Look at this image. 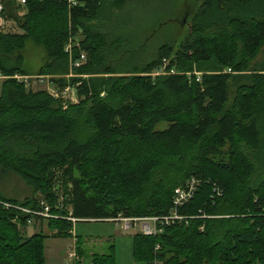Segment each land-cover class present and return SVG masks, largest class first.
Segmentation results:
<instances>
[{"label":"trees","instance_id":"1","mask_svg":"<svg viewBox=\"0 0 264 264\" xmlns=\"http://www.w3.org/2000/svg\"><path fill=\"white\" fill-rule=\"evenodd\" d=\"M130 3L4 0L20 33L0 32L9 77L0 96V264H47L46 240L72 236L68 217L120 214L169 217L157 236H134L136 262L264 264V0H203L178 46L164 43L124 68L135 54L111 52L108 30ZM29 43L43 53L36 75L75 86L77 102L12 78L31 75ZM82 53L86 61L72 65ZM172 55L178 74L154 77ZM71 72L79 77L70 83L55 79ZM193 180L194 197L172 219L175 191ZM41 201L58 218L36 217L41 229L28 236L32 216L22 209L41 210ZM93 264H115L114 255Z\"/></svg>","mask_w":264,"mask_h":264},{"label":"rangeland","instance_id":"2","mask_svg":"<svg viewBox=\"0 0 264 264\" xmlns=\"http://www.w3.org/2000/svg\"><path fill=\"white\" fill-rule=\"evenodd\" d=\"M203 0H131V3L127 8L118 14L117 19L113 22V28H109L108 34L110 35L111 52L121 54L125 51H130L134 55V60H126L130 58H125L121 65L124 68L130 65H138L137 63L143 62L148 58H151L161 45L164 43H176L178 46L181 41L187 36L190 26V21L194 12L201 6ZM161 28L155 35L153 32ZM9 31L13 33H20V30L16 24L13 22L8 25ZM153 35V36H152ZM143 46V47H142ZM177 48V47H176ZM25 52V64L24 67L29 71L28 75L30 78V85L33 90L45 89L47 91L55 90L63 97L64 100H68L70 103H75L79 99L76 93L75 86L68 84L65 88H57L56 85L51 83L52 77H40L37 74L40 65L42 64L43 53L40 49L35 48L32 44H28ZM84 54V53H82ZM86 56V54H84ZM175 55L171 58H167L169 61L173 59ZM87 59V56H86ZM85 59V60H86ZM132 59V58H131ZM263 59L259 57V61ZM157 72V71H155ZM79 77L71 72L70 75L65 77L55 76V79L64 78V80L70 83L71 79ZM43 80V81H42ZM1 86V82H0ZM165 124H160V128H164ZM61 176L63 173L61 172ZM60 173L58 174V177ZM58 182V181H57ZM61 182V181H60ZM7 185L11 189H17L22 192V184L15 178L11 177L7 180ZM67 184L65 180L62 179L61 182V193L66 190ZM25 196V193H21V196ZM39 223L29 226L26 229L27 235H32L40 231ZM37 226V228L35 227ZM47 227L46 225H44ZM98 224L94 222H78L74 225V232L76 235L83 237L87 241L86 234L82 232L88 230L89 228H97ZM48 228V227H47ZM46 228V229H47ZM48 230H44V233H48ZM135 231H139L138 228ZM52 233V232H51ZM49 237L45 242V252L49 257V245L53 240ZM57 243H63L58 241ZM88 251L87 245H84ZM145 264V263H142Z\"/></svg>","mask_w":264,"mask_h":264},{"label":"built area","instance_id":"3","mask_svg":"<svg viewBox=\"0 0 264 264\" xmlns=\"http://www.w3.org/2000/svg\"><path fill=\"white\" fill-rule=\"evenodd\" d=\"M17 2L20 5H25L26 0H17ZM3 12H4V0H0V32H9V30H7L8 25L11 24L13 21L7 19L4 16ZM13 23L15 24V22H13ZM71 47H72V45L70 44L67 48V51H71ZM85 59H86V56L84 54H81L80 59H77L75 62H72V65L79 67L82 63H84L86 61ZM170 62L171 61H169L167 58H165L162 62V65L156 70L157 72H154L152 75L155 77V76H162V75H176V74H178L174 68L173 69L170 68V66H169ZM225 72H231V70L228 69ZM181 74H183V73H181ZM194 76L196 77L197 82H201V77H202L201 73L195 72ZM40 77H43V76H39V78ZM8 78H9L8 76L0 73V82H2V84ZM12 78L15 79L19 83L25 84L26 88H29L31 86L30 80L32 78H30L29 76L16 74ZM45 78L46 77H43V79H45ZM48 92L52 96H54L55 98L60 97L59 96L60 94L55 90L48 91ZM0 96H1V90H0ZM197 184L198 183L193 180L190 183H188L186 188H179L175 191L174 202H173L174 203V209L171 212L172 219L181 218L177 215V210L181 206L188 203L194 197V194H195L196 189H197ZM61 200H63V199H61ZM40 206L42 207L41 210H38V209H36V210L22 209V211L24 213H27V214L32 216L31 219L28 220L29 226L35 224L36 217H40V218L45 219V220L58 218V216L51 213V207L45 201H41ZM56 207L61 208L62 206H60V204L58 203L56 205ZM67 219L73 223V228H74V225H75V223L78 222V220L75 218H72V217H68ZM103 221H110V222L116 223L117 225H120V227L124 231L135 230L136 228H138L139 229L138 232L140 234H143L145 236H157L158 234H160L162 232V226L169 223V217H166V216L163 218H159V217H155V216H151V217H126V216L120 214L115 218L104 219ZM72 234H73V230H72ZM156 249H159V246H157ZM80 261H81V256L79 255L78 249L76 248V246H73L71 249L67 250L66 260H65L64 264H80ZM154 264H159V263L155 262Z\"/></svg>","mask_w":264,"mask_h":264},{"label":"crops","instance_id":"4","mask_svg":"<svg viewBox=\"0 0 264 264\" xmlns=\"http://www.w3.org/2000/svg\"><path fill=\"white\" fill-rule=\"evenodd\" d=\"M2 85L1 82L0 90L2 89ZM80 222H94L95 224H98V227L89 228L82 232L83 234H86L87 241H85L82 236L76 235L74 230L72 236L68 238L50 237V240L53 241L48 248L50 251L49 257L45 252L47 264H64L66 260V252L73 246H76L78 253L81 256L80 264H93V258L95 255H107L111 253L114 255L115 264H142L136 262L134 257V236L139 233L138 231H124L120 225L110 221L85 220ZM35 227L37 228V226ZM46 228L47 227L45 226L42 227L43 232L44 230H48V228ZM27 229H29V227ZM39 229H41L40 226ZM48 233L49 234H44L52 235L55 231L49 229ZM58 241L63 243H57ZM84 245H87L88 251L84 248Z\"/></svg>","mask_w":264,"mask_h":264}]
</instances>
